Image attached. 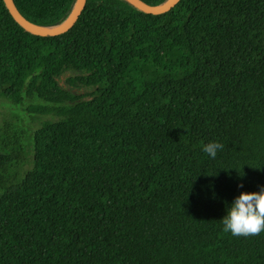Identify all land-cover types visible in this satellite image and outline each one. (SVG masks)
<instances>
[{
  "label": "trees",
  "instance_id": "1",
  "mask_svg": "<svg viewBox=\"0 0 264 264\" xmlns=\"http://www.w3.org/2000/svg\"><path fill=\"white\" fill-rule=\"evenodd\" d=\"M13 1L44 27L78 2ZM0 98V264H264L222 225L264 184V0H88L58 36L0 0Z\"/></svg>",
  "mask_w": 264,
  "mask_h": 264
},
{
  "label": "clouds",
  "instance_id": "2",
  "mask_svg": "<svg viewBox=\"0 0 264 264\" xmlns=\"http://www.w3.org/2000/svg\"><path fill=\"white\" fill-rule=\"evenodd\" d=\"M224 145L210 141L203 145L202 151L215 158ZM243 175H240L242 177ZM238 187H243L238 184ZM223 231L233 236H251L264 232V184L257 191H241L228 204L226 214L222 217Z\"/></svg>",
  "mask_w": 264,
  "mask_h": 264
},
{
  "label": "water",
  "instance_id": "3",
  "mask_svg": "<svg viewBox=\"0 0 264 264\" xmlns=\"http://www.w3.org/2000/svg\"><path fill=\"white\" fill-rule=\"evenodd\" d=\"M8 6L9 11L15 18V20L22 25L26 30L40 36H58L69 32L74 28L81 15L83 14L88 0H78L70 17L61 25L54 27H44L31 23L19 10L13 0H4ZM133 4L141 8L143 11L151 14H163L169 12L174 8L180 0H169L163 4L151 5L146 3L144 0H130ZM64 85V82H61Z\"/></svg>",
  "mask_w": 264,
  "mask_h": 264
},
{
  "label": "rangeland",
  "instance_id": "4",
  "mask_svg": "<svg viewBox=\"0 0 264 264\" xmlns=\"http://www.w3.org/2000/svg\"><path fill=\"white\" fill-rule=\"evenodd\" d=\"M19 111L17 109L13 108L12 105L6 101L3 98H0V124L5 120V119H11L14 118L15 114H17ZM26 116H29V113H25ZM52 116L50 115H39L36 120L32 119L27 122L31 128H37L39 126L40 119H47L51 118ZM30 166V165H29Z\"/></svg>",
  "mask_w": 264,
  "mask_h": 264
}]
</instances>
